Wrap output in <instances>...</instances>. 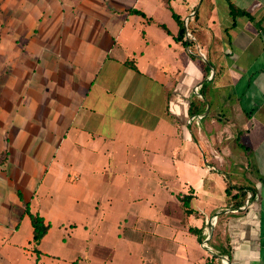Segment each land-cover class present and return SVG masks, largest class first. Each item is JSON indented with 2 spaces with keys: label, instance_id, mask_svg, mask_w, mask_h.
Here are the masks:
<instances>
[{
  "label": "crops",
  "instance_id": "crops-1",
  "mask_svg": "<svg viewBox=\"0 0 264 264\" xmlns=\"http://www.w3.org/2000/svg\"><path fill=\"white\" fill-rule=\"evenodd\" d=\"M0 264H264V0H0Z\"/></svg>",
  "mask_w": 264,
  "mask_h": 264
},
{
  "label": "trees",
  "instance_id": "trees-1",
  "mask_svg": "<svg viewBox=\"0 0 264 264\" xmlns=\"http://www.w3.org/2000/svg\"><path fill=\"white\" fill-rule=\"evenodd\" d=\"M182 34H183V30H182V27H180L175 38L181 40ZM229 192H230V189L229 187H227L226 193L228 194ZM237 192L240 198L234 202V206H233L234 208H237L238 206L241 205L243 201L241 198L243 197L245 191H241V189H237ZM25 212L29 218L30 225L32 227V242H33V245L35 246L39 242L43 234L46 232L47 225L43 223L42 218L40 216H38L37 214L30 213L27 207H25Z\"/></svg>",
  "mask_w": 264,
  "mask_h": 264
},
{
  "label": "built area",
  "instance_id": "built-area-1",
  "mask_svg": "<svg viewBox=\"0 0 264 264\" xmlns=\"http://www.w3.org/2000/svg\"><path fill=\"white\" fill-rule=\"evenodd\" d=\"M186 36H187V37H190V35H189L187 32H186ZM203 246H204V245H203Z\"/></svg>",
  "mask_w": 264,
  "mask_h": 264
}]
</instances>
